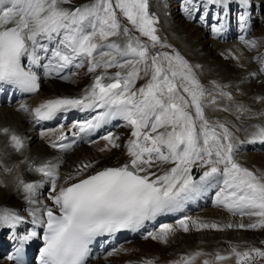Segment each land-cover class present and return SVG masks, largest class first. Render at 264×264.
<instances>
[{"label": "snow or ice", "instance_id": "snow-or-ice-1", "mask_svg": "<svg viewBox=\"0 0 264 264\" xmlns=\"http://www.w3.org/2000/svg\"><path fill=\"white\" fill-rule=\"evenodd\" d=\"M70 3L0 0V82L35 93L40 88L33 70L36 66H43L48 74H58L87 65L93 79L82 94L47 99L31 109L34 118L51 120L69 109L95 110V115L73 125L79 130L73 136L93 132L119 117L131 129V137L125 144L126 162L96 168L94 161H82L60 186L62 161H28V171L52 182L47 197L51 204L37 198L42 180L25 182L18 176L16 183L30 206L31 224L45 230L39 264H86L89 245L97 237L141 228L163 213L182 209L212 187L218 188L217 205L233 215L253 218V222L235 227L264 228V178L235 160L236 143L230 128L205 116L209 90L200 83L193 66L178 52L157 50V46L171 45L162 43L156 34L158 20L149 12V0H86L75 8L65 6ZM232 3L247 9L252 0H183L182 8L189 18L199 14V20L206 22L210 6L226 11ZM238 19L241 28L245 27L246 12ZM218 24L212 26L213 33L224 30L222 21ZM245 43L254 45L253 41ZM113 68L117 70L109 73ZM139 80L145 83L137 87ZM208 102L215 104V97ZM19 109L30 111L26 104H20ZM254 127L247 142L264 143V125ZM0 135L7 137V146L16 153L27 147L25 138L10 127H0ZM67 139L61 125L50 146L70 149L75 140L64 143ZM101 139L106 141L101 152L121 147L119 137L111 132ZM4 171L11 172L12 168L5 166ZM24 221L17 210L0 206V229L15 230ZM189 221L184 217L177 224L188 232ZM191 224L197 229L221 227L215 222L191 220ZM173 230L172 225L163 224L158 233L150 232L146 238L167 243ZM36 236L33 227L14 237L19 241L17 253ZM202 255L211 256L203 264H219L230 258H235L236 264H255L257 258H264V249L239 251L232 247L227 255L217 252L214 256L198 250L169 264H193ZM16 264L23 262L17 259ZM141 264L156 261L149 258Z\"/></svg>", "mask_w": 264, "mask_h": 264}, {"label": "bare ground", "instance_id": "bare-ground-1", "mask_svg": "<svg viewBox=\"0 0 264 264\" xmlns=\"http://www.w3.org/2000/svg\"><path fill=\"white\" fill-rule=\"evenodd\" d=\"M173 3H174V0H169V6H170L171 10L174 13L178 14V12H176V11H174V9H172ZM171 10L167 9V11H170L173 14V12ZM179 16L180 15H178V16L171 15V17H177V18ZM164 17H165V15H164ZM184 28L188 29L187 26H184ZM174 30L177 31V33L179 31V29H176V28H174ZM195 32L196 31H194V33ZM225 32H226V30H225ZM160 33L162 34L163 37H166V35L163 31H160ZM200 34H201V32H200ZM178 35L182 41L180 43L176 42L175 44L174 43H172V44H174L176 47L179 46L180 48L184 49V45L185 44L187 45V43H190L191 47L187 46L186 51L191 52L194 55L199 54V50L195 51V49L197 48L196 43H195L196 40L189 38L185 41V39L183 38V35H184L183 33H178ZM208 35H209V37L207 36L206 38L203 39L206 41V43L210 37L215 36V34L213 32L208 33ZM218 36H219V39L222 37V35H218ZM207 48L211 49V47H209V45H207ZM221 50H223V54L227 58L229 56H232L233 54L237 53V47L230 46V45L224 46ZM215 52H216L215 49L212 47L211 52H210L211 56L217 57L218 59H220L215 54ZM216 53H218V52H216ZM238 59L240 60V59H242V57L239 56ZM198 60L201 62H205L211 68L215 67V64L212 65L214 62L212 58L207 59L204 57H198ZM35 68L38 69V71L43 69V73L41 72V74H43V75L47 72L41 66H36ZM242 75H244V76L240 77V81H237V82L233 81V84L230 88V91L232 93H235L239 89L238 84H244L245 82H247L248 80L251 79V77L253 76V74L251 72V68H249V67L246 68L243 71ZM47 76H48V73H47ZM92 79H93V75L91 77V81L89 82L88 86L92 83ZM143 81L144 80L137 81V86L139 84H142ZM87 87H85L84 89H86ZM216 87L220 88L222 91L218 90L219 93L214 94L213 90H216V89L209 88L208 90H209L210 94H209V96H206L205 102L210 101L213 97H217L214 95L222 96L221 92L227 93L230 95L229 90L225 91V88L223 85H218ZM84 89H83V91H84ZM83 91L73 90L66 85L59 84V85H56V88L52 92H50L48 95H45V97L43 99L50 98V97H58L59 95H61V96H73V95L79 94L80 92L82 94ZM12 92H13V90L11 89L8 96L5 98L4 104L6 106L11 105L13 100H19L20 99L19 92L14 91V95L11 96ZM262 98H264V96L263 97H257L258 101H256V96L254 97V96L249 94L244 101H238V99H234V100L230 99V101H228V102L232 105L242 104L244 106V108H247V109L250 107H252L253 109L255 107V109H256V104H257L258 105L257 109L263 110L264 109V99H262ZM218 100L221 101V98L218 97ZM26 104L27 105L29 104V99L26 100ZM233 107L234 106H232V108ZM227 108H229V107L227 106ZM231 110H233V109H231ZM94 113H95V110H94ZM238 113H239V111H238ZM65 114L67 116L70 115V113H67V112ZM206 117L210 121L214 120L213 117H211V116L210 117L206 116ZM27 120H28L27 115H24L23 118L19 115L18 118L16 119V118H13L11 115L4 114L3 111H0V127L7 126V127H10L11 129H13L14 131H16L18 134H22L26 138L29 146L31 144H34L37 141L42 143L40 147H36L35 149L29 150V148H28L26 150L24 149V151L22 153H16L11 147L7 146V137L0 135V161L3 162V166H0V206H6L9 208L15 209L17 211L21 207H24L26 209L30 208L29 204H27V201H25L23 198L24 193L22 191H18L16 188L18 176L20 178H23L25 180V182H36V181L42 180V185L37 190V198L40 202L51 204V201L47 200L46 197L41 196L43 191L48 188V182H49L48 179L42 178L41 174H39V173L28 171V161H36L37 163H39V161L42 158H45V159L51 158V160H54V161L59 160V161H62V164H64L63 161H65V165H64L63 169L62 168L59 169L60 181L62 184L64 183L65 178L68 176V174L70 172H74L76 165L81 163L82 161H85V162L86 161H94L96 168H104V167L109 166V165H118V164H122V163L127 161V159L122 158L121 152H115L112 148L110 151H104V152H101L99 150L102 146H105V144H106V141L102 140L101 137L106 135L107 133H109L112 130L118 129V130H120V132L123 131V133H126L128 136L125 138V143L131 137V129L129 127H128V129L121 128V124L125 123V122L123 121V119H121L119 117H117L113 120H110L107 124L103 125L101 128L96 129L94 132H95V134L98 135V140L93 141L92 143H88L86 141H81L80 144H82V146H80V148L76 150L74 155H72L70 157H65V160H63V158L61 156L54 158L56 156L55 152L49 146H46V144H45L46 142L50 143V141L54 139L55 131L53 129L43 130L40 126H38L36 129L31 131L30 129L26 128V121ZM237 120H239V119H237ZM240 122H242V121H240ZM51 123L53 125L67 124V120L64 121V119H62L59 115H56L53 119H51ZM237 127H239V125H237ZM41 132L45 133V135L43 137L40 135ZM75 132H78V131H75ZM67 160H69V162H70V160H74V162L71 164L70 167H68L69 163L66 164ZM260 162L264 163V161H260ZM5 166L12 168V171L11 172H5L4 171ZM213 192L214 191H211V189L209 188L201 196H199L195 200L189 201L185 204L184 207L189 208V213L195 212L197 209H204L202 211V213H198L196 215V219H194V220L197 222H203V223L215 222L218 225L219 224L225 225V224H229V223L236 225L239 223H243L241 221H236L234 219H233V222H227V223L223 222V220L221 219L222 218L221 212L218 210H214V208L217 204L215 203L216 197H214V198L212 197ZM168 213H163V214L157 216L156 218H162L163 215L166 216ZM20 215L24 216L23 214H20ZM171 219L172 218H164L163 217L162 220L159 223L154 224L152 226V228H157V227L161 228V225L168 224V220H171ZM175 219H177V217H175ZM26 220H27V218H25V221ZM248 221H250V220H248ZM145 223H147V222H145ZM235 232L236 231L233 230L230 232V234L222 235L221 239L225 236L233 235L235 237V240H236ZM192 234H191L192 235L191 238H188V236H186V235L185 236L182 235V236L177 237L179 235V232L175 233L174 236L177 237L178 241H177V243H175V246L173 248H170V247L164 248L163 245L160 242H158V240H156V239H148L146 242L130 241L126 245H121L119 248L115 249L114 250L115 254L108 257V259H107L108 263L107 264H115L118 261V259L116 258V255L119 254L125 248H133L136 250L139 249L140 251H138V253L136 255H132V256H130V258L123 261V264H136V263L142 262L143 260L149 259V258L154 259L156 261V264H169L170 261L179 260L182 255L189 254V253H192V252H195L198 250L202 251L203 253L212 254L213 256L217 252H219L223 255L228 254L227 252H225L223 250L217 249V247H213L211 245H208L209 243H212L210 241H208L209 242L208 244L206 242L203 243V244H207L208 246L205 245V246L201 247V249H199V248L195 249L194 247L186 246V244L194 245L195 244L194 242H197L198 237L205 236L204 234L202 236L201 235L197 236L198 233H192ZM246 234L252 235V233H246ZM18 236H20V234H19V231L17 229L13 230V229L8 228V238H4V237L0 238V264H11L7 260V257H6L7 252H8V246L11 243H13L14 241L15 242L18 241L17 239H14V237H18ZM210 236H211V239H215V235H210ZM216 238H218V236H216ZM249 238H251V237L249 236ZM185 240H189V241L186 242ZM238 240H241V241L235 245H236V248H239V251L246 250L249 247H254L252 244H246L249 246H244V244H243L244 237L238 238ZM215 242H217V240ZM233 242H235V241H233ZM213 243H214V241H213ZM116 245H117V243H116ZM222 245H224V244L222 243ZM104 246L108 247V245H104ZM195 246H196V244H195ZM107 254H109V253H107ZM199 258L202 260H205V259H209V256L202 255V256L198 257L197 260H199ZM197 260L193 264H196ZM234 261H235V258H230V259L225 260L223 262L227 263V264H230V263L235 264ZM34 264H39V258H38V260H36V262ZM99 264H103V263H101V260H100Z\"/></svg>", "mask_w": 264, "mask_h": 264}, {"label": "rangeland", "instance_id": "rangeland-1", "mask_svg": "<svg viewBox=\"0 0 264 264\" xmlns=\"http://www.w3.org/2000/svg\"><path fill=\"white\" fill-rule=\"evenodd\" d=\"M80 1H83V0H71V3L70 4H68V5H75V4H77L78 2H80ZM153 1H155V0H149V2L150 3H152ZM65 6H67V5H65ZM150 10H151V6H149V12H150ZM180 17V16H179ZM125 22L127 23V21L125 20ZM160 23V22H159ZM156 25H158V22L154 25V27L156 28ZM264 25V23L262 24V26ZM129 26H130V24H129ZM262 26H260V27H262ZM131 27V26H130ZM191 29V31L190 32H194V31H196L197 32V34H198V36L200 37V38H202V39H204V34L203 33H201L200 34V32L197 30V29H195L194 27H190ZM157 29V28H156ZM264 31V29L263 30H261L260 31V33L261 32H263ZM195 32V33H196ZM138 33V32H137ZM139 34V33H138ZM143 38H147V37H143ZM200 42H202V44L203 45H205L206 44V46L207 45H209L210 44V42H209V40H207V43H206V41L205 40H200ZM159 48V46H157V50H159L158 49ZM161 50V49H160ZM161 51H163V49L161 50ZM168 52H170V51H168ZM190 65H192L193 66V71L195 72V74H196V77L199 79V81H200V83H203L201 80H200V75L198 74V72H199V70H201V71H203L204 73H205V71L202 69V67H200V68H196L193 64H190ZM87 69V68H86ZM113 70H117V69H115V68H113ZM88 75H89V72L88 71H86L84 74H81L80 75V77L78 78V80L77 81H74L73 82V88H80V87H82V85H84V84H86L87 83V77H88ZM54 83H55V80L54 79H51L47 84H46V90L47 91H50V90H52L53 88H54ZM225 107V108H224ZM229 108H227V106H221L219 109H218V112H219V116H221L220 118L223 120V122L225 123H227V124H230V125H233V127L235 128V126L237 127V125H243V122H244V118H242V114H241V111L240 110H242V107H237V105L236 106H234L233 108H232V106L230 107V106H228ZM236 107V108H235ZM241 108V109H240ZM13 109V110H12ZM225 109H227V110H225ZM231 109H233V110H231ZM238 109V110H237ZM229 111V112H228ZM231 111V112H230ZM234 111V112H233ZM238 111H239V113H238ZM12 112V113H11ZM237 112V113H236ZM5 113H9L8 115H11V116H13V117H17L18 116V111L15 109V108H11V109H6L5 110ZM14 113V114H13ZM239 114H240V116H239ZM237 116V117H236ZM236 117V118H235ZM237 119H239V120H237ZM240 121H242V122H240ZM241 123V124H240ZM243 127V126H242ZM244 130L245 131H247L249 128H250V126L248 125V123L246 124V125H244ZM27 128H29V129H32V123L31 124H29V125H27ZM115 136H116V134H115ZM125 139V137L124 136H122V138L118 141V143H120V145H121V147L120 148H113L115 151H122L123 152V150L125 149V145H124V140ZM38 145H41V143L40 142H36V144H34L33 145V147H36V146H38ZM252 155H258V156H260L261 158H263L264 159V157H263V155H264V151L263 152H259V153H256V152H250ZM236 161L239 163V164H241L242 165V161H241V156L240 155H237V157H236ZM260 175H262V177L264 176V173L263 172H260ZM264 178V177H263ZM221 208V207H220ZM224 209V208H223ZM222 211H224L225 212V210H222ZM227 213H228V211H227ZM227 213H226V215L224 214V217L225 218H223L225 221H231L232 220V218H229L228 216H227ZM239 214H236L235 216H238ZM236 218H241V220L242 221H248L249 219L251 220L252 219V222H253V218H251V217H248V216H240L239 215V217H236ZM228 219V220H227ZM235 229V234H236V240H234L235 239V237L233 236V235H230V236H225V239L226 240H228L227 242H224V238H222L221 239V237H222V235H227V234H230V232H231V228H229V229H224V228H221L220 227V229H211L210 230V228L209 229H204L203 231H204V233H202V231H199V233L197 234V236H202L203 234L205 235V236H203L201 239H199V241H201V243L203 244V243H209L208 241H210V242H212L213 243V241L214 240H212L211 239V236L210 235H215V239H217V242H215L214 241V243H216V246H220V248H222V249H224L226 252H230V249L232 248V247H236V245L235 244H238V242H240L241 240H238V238H243L244 237V241H243V244H244V246H249V245H246V244H252L254 247H260V248H262V249H264V244H261L260 242L261 241H264V228H261V229H255V230H252V229H240V228H234ZM196 231H198V230H196ZM210 231V232H209ZM233 231V230H232ZM193 231H188V234H190V233H192ZM246 233H252V235H247ZM186 235V236H188V238H191V236L193 235ZM208 236V237H207ZM216 236H218V238H216ZM243 236V237H242ZM249 236L251 237V238H249ZM238 237V238H237ZM220 240V241H219ZM238 240V241H237ZM219 241V242H218ZM223 241V242H222ZM230 241V242H229ZM233 241H235V242H233ZM212 243H209V244H212ZM221 243V244H220ZM222 243L224 244V245H222ZM233 243V244H232ZM173 243H170L169 242V245L171 246ZM168 245V246H169ZM224 246V247H223ZM226 246V247H225ZM238 250H239V248H237ZM235 262V264H236V260L234 261ZM231 264V263H230ZM232 264H234V263H232ZM255 264H264V258H257L256 259V261H255Z\"/></svg>", "mask_w": 264, "mask_h": 264}]
</instances>
